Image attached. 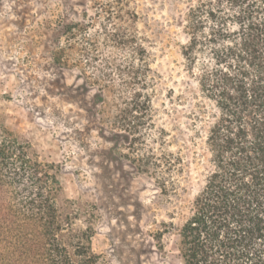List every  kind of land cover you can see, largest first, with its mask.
Wrapping results in <instances>:
<instances>
[{
  "label": "rangeland",
  "instance_id": "rangeland-1",
  "mask_svg": "<svg viewBox=\"0 0 264 264\" xmlns=\"http://www.w3.org/2000/svg\"><path fill=\"white\" fill-rule=\"evenodd\" d=\"M207 0H0V126L53 163L103 264H179L217 105L182 48Z\"/></svg>",
  "mask_w": 264,
  "mask_h": 264
},
{
  "label": "trees",
  "instance_id": "trees-1",
  "mask_svg": "<svg viewBox=\"0 0 264 264\" xmlns=\"http://www.w3.org/2000/svg\"><path fill=\"white\" fill-rule=\"evenodd\" d=\"M186 21L182 52L190 68L207 61L201 85L218 113L179 264H264V0H207ZM62 190L55 164L0 126V264H103Z\"/></svg>",
  "mask_w": 264,
  "mask_h": 264
}]
</instances>
